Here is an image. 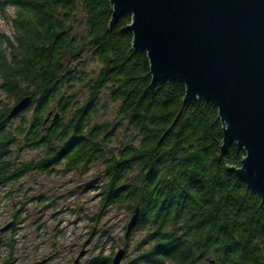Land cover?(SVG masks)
Returning <instances> with one entry per match:
<instances>
[{"label":"trees","instance_id":"trees-1","mask_svg":"<svg viewBox=\"0 0 264 264\" xmlns=\"http://www.w3.org/2000/svg\"><path fill=\"white\" fill-rule=\"evenodd\" d=\"M7 8L0 90L13 104L26 95L31 103L12 118L11 106L0 107V188L60 164L82 174L100 164L99 204L137 208L132 230L146 231L147 246L125 264H264V199L231 169L244 150L233 143L221 154L211 102L183 104L179 80L152 83L146 53L125 29L130 14L108 28L109 0H0ZM87 53L100 64L94 75L80 68ZM102 93L116 105L113 121H95ZM23 148L44 154L24 160Z\"/></svg>","mask_w":264,"mask_h":264},{"label":"water","instance_id":"water-1","mask_svg":"<svg viewBox=\"0 0 264 264\" xmlns=\"http://www.w3.org/2000/svg\"><path fill=\"white\" fill-rule=\"evenodd\" d=\"M109 2L108 28L130 14L125 29L132 35V48L146 53L152 83L179 80L185 86L183 104L204 99L217 108L221 154L233 143L244 150L240 166L231 169L264 199V0ZM30 103L31 96H23L7 117H15ZM137 215L136 208L127 232ZM84 253L82 249L71 264H82ZM123 255L119 249L110 264H122Z\"/></svg>","mask_w":264,"mask_h":264},{"label":"rangeland","instance_id":"rangeland-1","mask_svg":"<svg viewBox=\"0 0 264 264\" xmlns=\"http://www.w3.org/2000/svg\"><path fill=\"white\" fill-rule=\"evenodd\" d=\"M13 14L11 8L0 11V32L11 35ZM81 65L87 75H94L100 67L88 53L83 55ZM73 92L83 96L85 90L77 84ZM0 100V107L13 105L12 100L4 99L1 90ZM100 102L95 121H113L116 105L104 93ZM29 114L30 111L25 113ZM18 121L19 118L13 120ZM12 151L16 154L17 148ZM18 154L24 160L37 159L44 151L23 148ZM101 169L96 164L82 174L64 171L60 164L49 173L32 172L0 188V235L13 243L10 252L0 242V264H5L6 259L9 264H71L82 249L85 253L81 262L98 256L112 258L123 249L121 263H130L147 246L143 242L146 231L134 228L127 232L132 213L124 207L99 204L104 181Z\"/></svg>","mask_w":264,"mask_h":264},{"label":"flooded vegetation","instance_id":"flooded-vegetation-1","mask_svg":"<svg viewBox=\"0 0 264 264\" xmlns=\"http://www.w3.org/2000/svg\"><path fill=\"white\" fill-rule=\"evenodd\" d=\"M15 222V223H14ZM13 222V224L12 225H14V224H16V221H14ZM2 230L0 229V232H1ZM0 242L2 243V244H4V245H7V247H8V250H10V247L8 246V243H12L11 241H7V239H5V238H2V236L0 235ZM80 263H82V264H88V261H83V262H81V260H80Z\"/></svg>","mask_w":264,"mask_h":264}]
</instances>
